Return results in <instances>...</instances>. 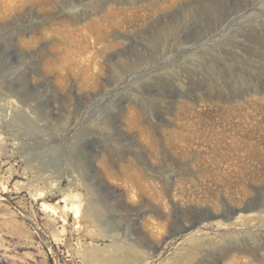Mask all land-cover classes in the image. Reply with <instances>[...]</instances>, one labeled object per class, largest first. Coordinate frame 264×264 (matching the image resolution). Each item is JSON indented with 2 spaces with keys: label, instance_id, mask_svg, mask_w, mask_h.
I'll list each match as a JSON object with an SVG mask.
<instances>
[{
  "label": "rangeland",
  "instance_id": "rangeland-1",
  "mask_svg": "<svg viewBox=\"0 0 264 264\" xmlns=\"http://www.w3.org/2000/svg\"><path fill=\"white\" fill-rule=\"evenodd\" d=\"M0 264H264V0H0Z\"/></svg>",
  "mask_w": 264,
  "mask_h": 264
},
{
  "label": "water",
  "instance_id": "water-1",
  "mask_svg": "<svg viewBox=\"0 0 264 264\" xmlns=\"http://www.w3.org/2000/svg\"><path fill=\"white\" fill-rule=\"evenodd\" d=\"M197 223H198V222H195L194 224L185 227V228L183 229V232H186V231H189V230L193 229V228L197 225Z\"/></svg>",
  "mask_w": 264,
  "mask_h": 264
},
{
  "label": "bare ground",
  "instance_id": "bare-ground-1",
  "mask_svg": "<svg viewBox=\"0 0 264 264\" xmlns=\"http://www.w3.org/2000/svg\"><path fill=\"white\" fill-rule=\"evenodd\" d=\"M41 206H42V208H43V207H44V208H45V207H48L47 204L44 203V202L41 203ZM76 212H78V209H76Z\"/></svg>",
  "mask_w": 264,
  "mask_h": 264
}]
</instances>
